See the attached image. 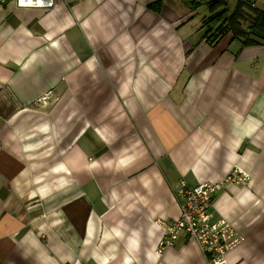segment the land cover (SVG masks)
I'll return each instance as SVG.
<instances>
[{"label": "crops", "instance_id": "crops-1", "mask_svg": "<svg viewBox=\"0 0 264 264\" xmlns=\"http://www.w3.org/2000/svg\"><path fill=\"white\" fill-rule=\"evenodd\" d=\"M210 1L0 0V264H207L155 221L234 167L212 221L264 264V45L207 43Z\"/></svg>", "mask_w": 264, "mask_h": 264}, {"label": "built area", "instance_id": "built-area-1", "mask_svg": "<svg viewBox=\"0 0 264 264\" xmlns=\"http://www.w3.org/2000/svg\"><path fill=\"white\" fill-rule=\"evenodd\" d=\"M16 3L21 8L51 9L55 0H16ZM45 100L46 98L42 99ZM249 180V174L234 167L217 182L190 186L186 181H180L174 191L180 217L174 221H155L163 234L158 254L175 246L181 236L185 235L196 242L207 264H226L227 254L239 247L245 237L226 219L212 221L211 202L228 183L246 184Z\"/></svg>", "mask_w": 264, "mask_h": 264}, {"label": "trees", "instance_id": "trees-1", "mask_svg": "<svg viewBox=\"0 0 264 264\" xmlns=\"http://www.w3.org/2000/svg\"><path fill=\"white\" fill-rule=\"evenodd\" d=\"M162 2L149 5L160 12ZM210 16L204 20L207 43L215 45L226 35L241 42L242 47L264 45V8L248 0H238L232 13L227 9V0H211L207 3Z\"/></svg>", "mask_w": 264, "mask_h": 264}, {"label": "rangeland", "instance_id": "rangeland-1", "mask_svg": "<svg viewBox=\"0 0 264 264\" xmlns=\"http://www.w3.org/2000/svg\"><path fill=\"white\" fill-rule=\"evenodd\" d=\"M207 1H209V0H207ZM237 1L238 0H227V9H228L229 13H232L234 11V9L236 7V4H237ZM255 2H256L257 6L259 8H264V0H255ZM205 11H206V14H207L208 11H207L206 7H202L201 10H200V14L201 15H205ZM238 45H239L238 42H235L233 44V46H238Z\"/></svg>", "mask_w": 264, "mask_h": 264}]
</instances>
